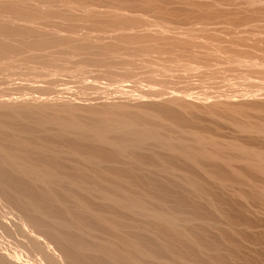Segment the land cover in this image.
Wrapping results in <instances>:
<instances>
[{
  "label": "bare ground",
  "instance_id": "6f19581e",
  "mask_svg": "<svg viewBox=\"0 0 264 264\" xmlns=\"http://www.w3.org/2000/svg\"><path fill=\"white\" fill-rule=\"evenodd\" d=\"M88 7L83 2L74 0H0V208L2 209L0 211V232L5 237L18 240L25 251L27 250L33 256L36 255L37 259L33 260L34 264H102L103 262L100 263L98 258L112 261L114 264H176L173 262L174 260L160 259V256L158 257L152 252L153 250L146 249L138 238L127 237L126 234L130 235L129 232L136 231L137 227L129 222L125 218L126 216L122 215V217L120 214L118 216L107 210H102L103 207L95 209L92 206L91 203L94 201L99 204L94 203V206L96 205L98 208L100 205L113 206L139 218H151L161 226L180 231L184 239H190V236L179 228L181 222L176 213L155 210L148 207L137 195L128 196L129 190L119 184L118 180L122 178L119 173L102 170L101 166L106 162L122 159L128 161L127 164L130 162L144 163L143 157L137 155L140 151L168 150L176 155H183L189 162L200 168L205 169L204 161H221L229 166H233L235 163H244L249 169L257 170L264 176V151L238 145L235 142L223 143L208 140L200 133L182 129L183 127L180 129L165 128L123 111L125 107L122 105H118L116 108L118 111L112 109L100 111L93 109L88 102L87 105H84L83 101H81L82 105H75V101V104L71 101L72 97L66 98L65 102L62 100L63 103H58L59 94L57 97L56 93L54 94L58 89L56 84L58 85L59 79L65 76L74 77L82 83L91 81L92 84H96L101 80V77H104V79L108 78L120 86V88L116 85L109 86L112 89L115 87L126 90V86L130 82L137 88L136 84L147 83L145 81L147 78L154 79L156 75H161V77L172 75L169 72L172 70L171 68L164 69L160 67L161 64L158 61L139 58V55L149 53L152 49L175 52L177 47H182L186 50L197 44L193 39L186 37V39L162 43L159 39L164 41L166 38L164 40L160 38L161 31L153 33L149 28L145 33L143 31V34L136 33L139 28L133 32V29L136 28L135 25L143 23L144 20L141 17H126L115 8H111L106 15L108 26H105V29L102 28V34L100 32L97 35L93 32L98 29L100 20L91 16ZM78 10H81V13L83 11L84 14L76 15ZM41 21H45V24L47 21L56 23L47 28H40ZM82 25L88 26L92 31H87L88 28H86L87 32H84V27L79 28ZM146 25L149 27L150 24H144L145 28ZM42 27H44L43 22ZM80 30L84 33H81ZM248 46L247 48H250ZM222 49L224 50V47ZM257 50L259 51V49ZM262 50L263 52H261ZM262 50L259 52L264 53V49ZM190 51L191 55L196 54V52L194 54L192 50ZM210 51L212 52V50ZM124 53L128 57H123ZM185 53L187 54V52ZM203 54L201 53L202 56ZM63 55L68 57L67 60H63L61 57ZM205 55L204 57H206ZM129 56H136V58L135 60L130 59ZM195 56L190 57H194L192 59L198 61ZM69 57H71L70 61ZM243 57L246 56L236 54L235 62L241 63L240 58ZM214 58L216 59V57ZM203 64L201 65L204 66ZM253 65L256 63L252 60H243V66L251 69ZM91 68H96L94 70L96 72L99 68L98 74H95ZM179 68L181 72L183 70L191 71L189 64H183ZM138 69L142 70L143 75H140ZM180 75L183 76V74ZM243 78L244 81H234V83L250 85L251 88L248 87L249 89L246 88L245 91H249L247 95L262 94L259 91L264 89V81L253 83L255 81L247 80V77ZM104 79H102L103 83H105ZM179 79L181 80V78ZM110 80L108 81L110 82ZM185 80L188 79L185 77ZM197 81L200 83L199 80ZM109 82L105 83V86ZM162 82L169 83L170 81L163 78L158 83ZM173 82L175 84H172ZM198 82H196L197 85ZM12 83L18 85L16 88L20 86L19 92H23L22 90L25 92L22 95H18L19 92H13L15 86L10 88ZM61 83H64V80ZM98 83L100 85L101 81ZM172 83V86L180 84L176 83L174 78ZM185 83L183 81L182 84ZM71 84L69 81V84L63 85ZM96 85H93L92 88H95ZM133 86L132 89L129 88L130 86L128 88L135 90ZM143 86V89L148 87L145 84ZM198 86H196L197 92ZM186 87L183 86V88ZM66 88L61 89L60 87L59 91L67 90ZM106 88L108 87L106 86ZM149 89V95L153 89L151 96H154L152 97L159 98L163 95L162 91L155 90L151 86ZM115 90L113 91L116 92ZM137 90L140 92L139 89ZM175 90L173 93L179 91L176 88ZM237 90L240 92L241 89ZM200 91L197 94L194 92L195 95H200ZM222 91L219 92L223 94ZM70 92L69 94H71ZM131 92L130 94L133 95ZM51 93L55 96L50 97ZM83 94L81 97H85ZM131 95L129 97H132ZM134 95L137 96L135 93ZM191 95L193 94L189 96ZM211 95L208 96L211 97ZM181 96L183 95L174 93L169 101L181 106L183 99ZM224 97L226 98V96ZM139 98L141 97L139 96ZM214 98L215 96L212 99ZM204 101L206 102V100ZM217 103L219 104V101ZM217 103L215 104L218 105ZM182 104L184 105V103ZM228 104L225 107H223L224 105L219 106L221 109L227 110L226 114L227 112L235 113V115L242 113L239 108ZM80 112L85 113L86 117L85 115L82 117ZM170 113L179 119L180 116L176 114L177 112L170 111ZM81 142L84 145H80ZM93 144L98 145L101 149L94 148ZM161 155L163 156L159 153L153 155L155 158L153 161L166 162L165 166L167 167L164 168L166 171L173 169V166L168 164L170 162L164 161V157ZM152 164L155 166L156 163ZM211 173L223 181L226 180L223 172L219 170H211ZM241 175L240 171L234 170L231 179L238 183L242 182ZM108 176H113V181L108 180ZM181 179L183 178L181 177ZM180 180L179 184L182 182L181 184L186 189L192 187L194 190V187L197 186L195 181ZM262 184H260L262 189L259 186H254L251 189H255L257 192L263 190L261 193H264V183ZM262 198L261 203L263 204L264 197ZM77 234L80 235L79 239L76 238ZM52 245L57 249L53 250ZM162 249L169 253L174 251L166 246ZM14 254V250H0V264H21V261H18L19 258ZM180 262L189 264L184 262L182 257Z\"/></svg>",
  "mask_w": 264,
  "mask_h": 264
},
{
  "label": "rangeland",
  "instance_id": "374dc122",
  "mask_svg": "<svg viewBox=\"0 0 264 264\" xmlns=\"http://www.w3.org/2000/svg\"><path fill=\"white\" fill-rule=\"evenodd\" d=\"M74 1L83 2L85 5L89 6L88 8L90 9L91 16L100 20L98 29L93 32L97 35L100 32L102 34V28L105 29V26H108L106 15L110 12L111 8H115L126 17H141V19L146 21H143L144 24L149 23L151 25V27L150 25L149 27L146 25L145 28L143 23L137 24L133 32L134 30L136 32V29L139 28L136 33L140 32L139 34H143V31L145 33L149 28L153 33L161 31L163 35L160 34V38L163 40L166 38L164 41L159 39L162 43H168L170 40L191 38L196 41L197 44L199 43V45L195 44L193 48H187L188 51L182 47H177L175 52L152 49L149 53L146 52L143 55H139V58H148L154 62L158 61L161 64L160 67L164 69L167 67L171 68L172 70L169 72L172 75H169V77L156 75L154 79L147 78L145 80L147 83H137V88L133 86L135 84L130 82L127 84L128 86H126L127 91L125 88H110L109 86L113 87L116 84L108 78L104 79V77H101V84L99 85L98 82L100 81H98L96 85L95 83L92 84L91 81L83 82V84L82 82H78L76 78L75 80L74 77L68 78L65 76L59 79L57 82L58 85L56 84L58 89L56 88L57 90L54 94L56 93V97L59 94L60 100H56L58 103H61L62 100L65 102V100H67L66 98L72 97L71 101L72 103L75 101V105H82L83 103L87 105L88 102L93 109L100 111H106L108 109L118 111L116 108H118V105H122L125 107L123 111L125 110L127 113L139 119L162 125L165 128L171 127L180 129L183 127L182 129L200 133L201 136L208 140H216L223 143L235 142L238 145L250 146L256 150L264 151V89L259 91L262 93L259 94L260 96H249L247 95L249 91H245L251 88L250 85L248 86L244 83V86V84L241 83H234V81H242L244 79L243 77H247V80L255 81L253 83H256V81H264V53H261L263 52L262 49H264V0H147L148 4L145 0ZM82 13L84 14L83 11ZM82 13L81 10H78L76 15L81 16L83 15ZM42 22L44 27H42ZM52 22L47 21L45 24V21H41L39 26L41 24L40 28H47L56 23L55 21ZM81 27L85 28V30L83 29L84 32L86 28H88L87 31H92L88 26H79L80 29H82ZM83 31L80 30L81 33H84ZM218 45L219 47H217ZM247 46L250 48H247ZM222 47H224L225 51ZM225 47L228 49H225ZM254 47L262 51L259 52ZM189 50H192L194 54L196 52V56L191 55V51L189 52ZM210 50H212V52ZM185 52H187V54ZM197 52H200V55ZM201 53H204L203 56ZM236 54H243L246 57L240 58L241 63H237L235 62ZM204 55L206 57H204ZM122 56L128 57L125 53ZM190 56H195L198 61L192 59L194 57ZM233 56L234 59L232 60ZM61 57H63V60H67L66 58H68L64 55ZM214 57H216V59ZM70 58L71 57L68 59L69 61ZM129 58L135 60L136 56H129ZM200 58L204 59L203 63L205 64L202 63V59ZM243 60H252L256 65H253L251 69L249 67L247 68V66H243ZM198 62L200 63L198 64ZM187 63L191 67V71L187 72L183 70L181 72L179 67L183 64L188 65ZM96 68L91 69L94 71ZM93 71L92 73L95 72L96 74L99 68L97 72ZM141 71L142 70H140V75H143ZM201 71L204 72L202 73ZM206 71L208 72L206 73ZM190 73L193 77L195 76L194 78L196 81L192 76V78L190 77ZM175 74L178 76L183 74V76L180 75L179 78H181L184 83L186 82V85L182 84L183 81H181L178 76H176V78L174 76ZM185 77L188 80H185ZM163 78H166L170 82L158 83ZM173 78L176 83H180L179 86H177V84L173 86H176L175 88L179 90L174 93L183 95L181 96L183 97L182 103H184V105L181 103L183 107L169 101L172 94H174L173 91H176L172 86V84H175V82L172 83ZM102 79H104L105 83H108V80H110L112 83L109 82V84L111 85L107 84L106 86L108 88H106ZM139 79L141 80V78ZM63 80L64 83H61ZM197 80H199L201 84ZM69 81L72 83V86L63 85L69 84ZM196 82H198L199 86ZM189 83L192 84L189 85ZM142 84H145L146 87L148 85V87L143 89L144 86ZM93 85H96L94 86L95 88H92ZM10 86V88L15 86L13 87V92L20 91V86L16 88L18 85H14L13 83L12 85L10 84ZM62 86L64 88L67 87V90L63 89V91H59L63 88ZM132 86L135 90H131ZM149 86L153 87L155 90L162 91L163 95L159 98L152 97L154 96H151L153 89L149 95ZM183 86L188 87L183 88ZM196 86H198V92L201 89L199 93L200 95L202 94L201 96L195 95L194 92H196V94L198 93ZM60 87L61 89H59ZM116 87L120 88L119 85H116ZM234 88H240L241 90L239 92V90L236 91ZM137 89H139L141 93H145L141 94ZM184 89H186V91L189 89V91L186 92ZM68 90L69 92L71 91L70 93L72 95H77L72 96L69 94ZM121 90L124 91L122 92ZM190 90L192 91L190 92ZM203 90L204 92L201 93ZM221 90H223L222 93L224 92V95L220 93ZM22 91L23 92H19L18 95H22L25 92L24 90ZM66 91L68 93H63ZM137 91L140 95L137 94ZM130 92L133 93V95H131ZM184 92L186 95L183 94ZM243 92L246 95H244ZM134 93L137 96H135ZM210 93L215 94L214 96L217 99H212L214 96ZM54 94L51 93L49 96L53 97L55 96ZM82 94L86 97V100L85 97H81ZM190 94L193 95L189 96ZM129 95L132 97H129ZM208 95H211V97ZM139 96L141 98H139ZM149 96L151 97L149 98ZM224 96H226V98ZM75 97H77L80 102L83 101V103L81 102L80 104ZM200 97L203 99L201 100ZM87 99L89 100L87 101ZM204 100H206V102ZM221 100L223 101L221 102ZM218 101L220 105L217 103ZM227 103L233 107L239 108L240 111L242 110V113L235 115V113L227 112L226 114L227 110H225V108L221 109L220 107L222 105H224L223 107H225V105L227 106ZM170 111L177 112L176 114L180 116L179 119L175 118ZM79 114L81 116L85 115L86 117V114L83 112ZM81 143L80 145H84L83 142ZM92 146L96 149L99 148L98 145L95 144ZM99 149H101V147ZM157 152L163 154V156L161 155L165 158H163V160L170 162L168 164H171L173 169L166 171L164 170V168L167 167L165 166L167 165L166 162L161 161L157 163L158 161H153L155 159L153 155H158ZM157 152L156 150L140 151L137 155L143 157V160H145L144 163L138 164L130 162L127 164L128 161L126 162L124 161L125 159H122L106 162L101 166V169L112 171L115 174L119 173L122 178L118 180L120 182L118 183L122 185L123 188L129 190L128 196L137 195L142 198L148 207L155 210L176 213L181 222L179 228L181 231L187 233L190 239H184L180 231L161 226L151 218H139L133 214L122 212L120 209L113 206L104 207L100 205V208H98L96 205L99 204L94 201L91 203L92 206L95 209H101L103 207L102 210H107L115 215L120 214L121 216H126L125 218L137 227L136 231L129 232L130 235L126 234L127 237H134V239L138 238L146 249L150 251L153 250L152 252L158 257L160 256L159 258L162 260H174L173 262L176 264H183V262H180L182 257L184 258V262L186 261L189 264H264V203H261L264 193H261L263 190L257 192L255 189H251L254 186H259L260 189H262L261 186L263 185L262 183H264V176L257 170L249 169L244 163H235L233 166H229L221 161H204V169L192 164L181 154L176 155L168 150H160V152L157 150ZM113 153L115 154V152ZM153 162L156 163L155 166L152 164ZM175 168L177 169L175 170ZM215 169L223 172L222 174L225 175L224 178L226 180L223 181L215 177L211 173V170ZM234 170L241 172L242 182L238 183L231 179L233 178L232 173ZM179 177L185 179L184 181H195V185H197L196 187L198 188L194 187V190L192 187L186 189L185 186L183 187V184H181L182 182L179 184ZM108 180L113 181V176H108ZM198 183L200 184L199 186ZM254 191L257 193H252ZM257 194L263 196H257ZM94 203L96 204L95 206ZM0 211H2L1 208ZM0 235V250H14V255L19 258L18 261H21V264H34L33 260L35 258L37 259L36 255H34V257L27 250L25 251V248L21 246L18 240L9 238L8 236H6V238L1 232ZM76 238L79 239L80 235L77 234ZM165 246L174 250L173 253H169L168 251L165 252L166 250L162 249ZM52 248L53 250L57 249L55 246ZM98 260H100V263L103 262L102 264H114L112 261L102 258H98Z\"/></svg>",
  "mask_w": 264,
  "mask_h": 264
}]
</instances>
